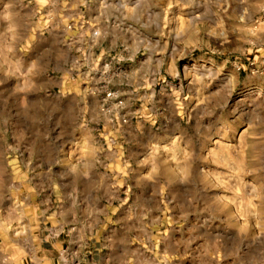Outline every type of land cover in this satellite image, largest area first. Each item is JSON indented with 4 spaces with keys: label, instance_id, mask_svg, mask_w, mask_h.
<instances>
[{
    "label": "rangeland",
    "instance_id": "1",
    "mask_svg": "<svg viewBox=\"0 0 264 264\" xmlns=\"http://www.w3.org/2000/svg\"><path fill=\"white\" fill-rule=\"evenodd\" d=\"M109 2L113 5L111 10L114 11L119 7L117 0H109ZM26 3L27 0H25ZM139 3L143 4V0H139ZM9 4L12 7L6 10L5 6ZM166 4L167 0H164V6ZM31 7L33 6L22 7L19 0H0V16H4L7 12L15 18L16 13L24 15ZM92 7L95 8L96 4L94 3ZM157 11H161V8ZM189 11H198L209 18L210 22L215 19L214 7L205 4L204 0H196L191 10L182 12L178 7L171 9L169 16L174 17V22L164 29V35L160 34V21L157 17L150 24H146L135 36L129 30H125L128 34L123 35L119 30L110 29L102 44L92 48V52L96 57H101V68L105 63L111 64L113 57L119 54L126 57L115 64L121 70L131 69L133 65H148L153 72L160 73L159 83H154L149 89L141 88L139 92H135L128 85L110 86L112 91L120 92L112 103L124 102L128 105L120 112L123 129L131 125L138 134V139L144 138L147 131L148 147L153 149L154 165L159 167L161 159L165 160L167 166L173 170L170 179L174 180L175 175L188 174V169L181 165L188 160L189 154L194 153L200 158L196 166L208 175L202 178L200 191L197 194L198 202L190 211L187 220L181 219L184 211L188 210L182 207L186 195L183 187L178 183H173L170 187L161 183L158 195L155 189H150L153 198L144 201L143 207L149 211L143 223H140L136 220L127 221L126 217L121 215L127 205L122 208L118 201H113L109 205L107 199H101L97 207L107 208L109 218L101 216L100 219L104 220L102 228L97 230L95 237L89 236L87 243L83 244L76 231H72L73 239L70 240L69 231L77 227L74 221L67 226H53L54 218L60 214L58 209L61 205L68 203L64 191L67 185L62 187L57 181L53 188L46 189L41 195L33 196L31 201H27L38 205L40 212L45 211L46 207L48 209L46 222L37 219L35 233L38 238L36 257L42 264L48 261L51 264H60V250L69 249L70 244L72 250L78 252L77 264H108L106 257L110 249L105 245L110 243L108 237L113 232H119L122 236L127 235V238L132 241L127 246L129 253L137 249L144 252L143 245L137 242L136 237L150 234L153 239L148 243V247H155V254L160 257L158 264H232L231 259L226 258L229 248L222 238V233L238 232L254 225L257 222L256 219L248 215L252 211L260 213L261 218L264 219V201L252 199L249 195L252 186L255 185L261 196H264V126H258L261 121H264V32L258 30L257 24L247 26L253 31H241L237 21L224 17V26L228 31L209 34L202 28L200 31L189 33L186 37L183 31L168 36L169 29L185 27L184 20L189 19L187 15ZM95 15H89L85 11L84 29L91 26ZM114 22L115 17L108 21L110 25ZM8 23V21H0V29L5 28ZM67 25L70 32L61 30L60 48L67 52L65 62L68 68L65 69L61 65L52 68L35 89V80L22 81L19 91L14 83L9 86L13 93L11 98L7 93L4 94L8 107L0 106V128L6 130L0 134V152L9 145L15 148L18 144L13 133L15 131L19 135L23 128L17 119V111L28 115L34 114L39 119L44 114L55 111L49 103L54 97L70 100L79 108H85L84 119H90L93 97L89 95L82 99L81 94L88 88L102 87L103 84L83 82L81 74L87 73L86 67L80 68L78 72L71 69V64L79 56L77 49L81 47L78 35L72 33H76L81 25L77 20H68ZM179 39H185L190 47L185 48L184 44L177 45L176 41ZM88 43L91 44V40ZM72 45L75 46L72 47ZM161 47L167 48L163 67L160 65V57L153 54L154 50ZM178 48L183 49L184 54L176 55L173 60L172 55ZM217 68L221 76L225 72L228 76L219 89L212 91L223 89V93H227L231 89V93L227 95L226 101L221 106H216L214 101H208L211 112L202 114L199 118L200 124L204 126L201 128L204 135L197 136L195 135L197 119L193 118L196 113L186 110L185 107L186 98L192 95L189 91V80L185 78V74L189 70L200 69L212 77ZM94 75L98 80L99 74ZM106 95L102 93L100 99H104ZM210 95L211 92L205 93V96ZM172 109L175 110L174 113ZM244 112L252 115L253 119L247 122L242 120L238 113ZM64 115L71 118L73 113L69 109ZM89 127L95 129L93 135L103 142L104 123H92ZM25 135L27 137L28 134ZM63 135L64 132L60 131L57 139ZM128 139L129 136L123 131L117 137L118 143L123 146L124 159L128 158V149L137 146L136 143H126ZM70 147L71 145L63 146L61 158L66 159L71 156ZM159 148L165 151L161 155H156ZM146 155L142 158H146ZM28 156V151L24 150L21 144L20 151L15 154L7 152L6 156L0 157V163L10 174L28 172L31 178L32 173L25 167L29 164ZM39 161L40 156L37 150V155L31 160L29 167L39 172L43 168V164ZM129 162L136 167L134 162ZM233 167L236 168L238 180L234 179L226 184L225 179ZM104 171V168L99 169L101 174ZM237 184H243L246 187L236 190L228 187V185ZM28 186L25 181V189L20 195L21 200L29 195ZM102 192L103 189H101ZM120 198H126L125 189H121ZM208 206L217 209L215 216L208 211ZM112 209L117 210L112 211ZM125 223L131 229L130 233H125L122 227ZM164 237L172 239V245L167 252H165ZM81 247L83 250L79 251ZM145 255L146 258H153L150 252ZM23 264H33L31 256L23 258Z\"/></svg>",
    "mask_w": 264,
    "mask_h": 264
},
{
    "label": "clouds",
    "instance_id": "2",
    "mask_svg": "<svg viewBox=\"0 0 264 264\" xmlns=\"http://www.w3.org/2000/svg\"><path fill=\"white\" fill-rule=\"evenodd\" d=\"M19 2L22 7L27 8L29 5L33 7L24 15L16 13L15 18L7 12L4 16H0V21L9 22L5 28L0 29V106L8 107L4 94L7 93L9 98L12 97L13 93L9 86L13 83L19 91L22 81L35 80V89L52 68L57 65L68 68L65 62L67 52L60 48L61 30L70 32L68 20H77L81 25L76 33H72L78 35L81 47L77 49L79 56L71 64V69L78 72L80 68L86 67L87 73L81 74L82 81L97 85L102 83L103 86L88 88L81 94L82 99L89 95L93 97L90 119L87 120L84 119L85 108H79L72 101L62 100L60 97H54L49 102L55 111L46 113L39 119L34 114L28 115L17 111L16 116L23 131L19 135L14 131L13 134L18 140L17 146L13 148L9 145L0 152V157L6 156L7 152L15 154L21 150V144H23L24 150L29 153V164L25 167L32 173V177L29 178L28 172L10 174L0 163V264H23V258L29 256L33 264H42L36 257L38 238L35 233L37 219L46 222L48 209L46 207L45 211L40 212L38 205L27 201H31L33 196L41 195L46 189L53 188L57 181L62 187L67 185L64 191L68 203L61 205L58 209L60 214L54 218L53 226H67L74 221L77 227L69 231L70 240L73 239L72 231H76L83 244L87 243L89 236L95 237L97 230L102 228L104 220L100 217L109 218L107 208L97 207L101 199H107L109 205L113 201H118L122 208L127 205L121 215L125 216L127 221L136 220L143 223L149 211L143 207V203L153 198L150 189H155L158 195L161 183L169 187L173 183H178L183 187L186 195L182 207L188 210L184 211L181 219L187 220L190 211L198 202L197 194L200 191L202 178L208 175L196 166L200 158L194 153L189 154L188 160L181 165L188 169V174L175 175L174 180L170 179L173 170L167 166L165 160L161 159L159 167L154 165L153 149L148 147L147 131L144 138L138 139V134L131 125L123 129L120 112L128 105L124 102L112 103L120 92L112 91L110 86L128 85L135 92H139L141 88L149 89L154 83H159L160 73L153 72L148 65H133L131 69L121 70L115 64L126 57L119 54L113 57L111 64L105 63L101 68V57H96L92 48L102 44L110 29L119 30L123 35L128 34L125 30H129L135 36L146 24H150L157 17L160 21V34L164 35V29L174 22V17L169 16L171 9L178 7L182 12L191 10L196 0H167L166 6H164V0H143V4H140L139 0H122V2L117 0L119 7L114 11L111 10L113 5L109 0H27L26 4L25 0H19ZM204 2L214 7V21L210 22L209 18L198 11H189L187 12L189 19L184 20L185 27L169 29L167 35L172 36L173 33L183 31L186 37L189 33L200 31L202 28L209 34L228 31L224 26V17L237 21L241 31H253L247 26L257 24L258 30L264 32V23H261L264 21V0H204ZM94 3L95 8L92 7ZM5 7L7 10L12 6L9 4ZM158 8H161V11L158 12ZM85 11L89 15L96 14L88 29L83 28ZM113 17L115 22L110 25L108 21ZM89 40L91 44L88 43ZM176 43L184 44L185 48L190 47L185 39H179ZM166 53V47L153 52L160 57L161 67L165 63ZM182 54H184L183 49L178 48L172 55V59ZM101 55L103 56V53ZM96 73L99 74L98 80L94 75ZM227 76L226 72L221 76L219 68L212 77L200 69L189 70L185 74V78L189 80V91L192 93L186 98L185 107L186 110L196 113L193 117L197 119L195 135H204L201 132L204 126L200 124L199 118L202 114L211 112L208 101H214L216 106H221L226 101L227 95L231 93V89L227 93H223V89L212 91L219 89ZM173 91L175 93V89ZM206 92H211V95L205 96ZM102 93L107 95L101 100ZM85 103L87 104V101ZM194 103L195 107H193ZM106 105L108 107H105ZM69 109L73 113L71 118L64 115ZM172 111L174 113L175 110L172 109ZM238 114L245 122L253 119L247 112ZM100 122L105 125L103 142L93 135L95 129L89 127L92 123ZM258 126H264V121H261ZM5 131L0 128V134ZM60 131H63L64 135L57 139ZM121 131L129 136L126 143L137 144L135 148L128 149L127 159L123 158V146L117 141ZM25 134H28L27 137ZM64 145H71V156L66 159L61 158ZM37 150L40 156L39 162L43 164L39 172L29 167L31 160L37 155ZM164 151L165 149L159 148L156 155H161ZM145 154H147L146 158H142ZM121 161L122 166H120ZM129 161L134 162L136 167H133ZM100 168L105 169L103 174L99 172ZM234 179L238 180L235 167L230 169L225 183ZM25 181L29 185L27 187L29 195L21 200L20 195L25 189ZM228 187L236 190L246 186L237 184L228 185ZM101 189H103L102 193ZM121 189H125V199L120 198ZM249 195L252 199L264 201V196H261L255 185L252 186ZM116 210L112 209V211ZM208 211L215 216L217 209L208 206ZM248 215L256 219L257 222L254 225L238 232L222 233V238L229 248L226 258L231 259L232 264H264V219L255 211ZM122 227L125 233H130L131 229L127 223ZM152 239L150 234L137 236L136 240L143 245L144 252L137 249L129 253L127 246L132 241L127 238V235L122 236L119 232L111 233L108 237L110 243L105 245L110 249L106 257L108 264H158L160 257L156 256L155 247H148ZM192 239L194 240V237ZM164 242L165 252H167L172 245V239L164 237ZM82 250L81 247L79 251ZM60 251V264H77L79 255L72 250L71 244L69 249ZM148 252L152 253L153 258H146L145 254ZM46 264L51 262L48 261Z\"/></svg>",
    "mask_w": 264,
    "mask_h": 264
}]
</instances>
